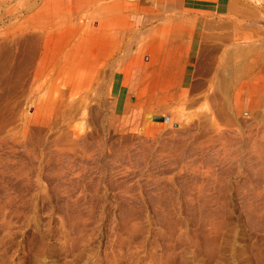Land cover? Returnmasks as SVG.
I'll return each mask as SVG.
<instances>
[{"label": "rangeland", "instance_id": "obj_1", "mask_svg": "<svg viewBox=\"0 0 264 264\" xmlns=\"http://www.w3.org/2000/svg\"><path fill=\"white\" fill-rule=\"evenodd\" d=\"M0 264H264V0H0Z\"/></svg>", "mask_w": 264, "mask_h": 264}, {"label": "crops", "instance_id": "obj_2", "mask_svg": "<svg viewBox=\"0 0 264 264\" xmlns=\"http://www.w3.org/2000/svg\"><path fill=\"white\" fill-rule=\"evenodd\" d=\"M173 8V7H172ZM177 11L183 12V10L186 9L185 5H179L177 8H175ZM183 36V35H182ZM181 36V37H182ZM185 38V37H183ZM185 46L182 43L179 44L178 48V54L175 55V53H172L170 56L172 57V60H174V63H181V62H187L191 59V55H189L188 49H183L182 47ZM172 52V51H171Z\"/></svg>", "mask_w": 264, "mask_h": 264}, {"label": "water", "instance_id": "obj_3", "mask_svg": "<svg viewBox=\"0 0 264 264\" xmlns=\"http://www.w3.org/2000/svg\"><path fill=\"white\" fill-rule=\"evenodd\" d=\"M153 120H154V121H158V122H162L163 119H162L161 117H156V118H154Z\"/></svg>", "mask_w": 264, "mask_h": 264}, {"label": "bare ground", "instance_id": "obj_4", "mask_svg": "<svg viewBox=\"0 0 264 264\" xmlns=\"http://www.w3.org/2000/svg\"><path fill=\"white\" fill-rule=\"evenodd\" d=\"M230 11H231V10H230ZM233 12H234V11H233ZM154 118H156V117H154ZM154 118H153V119H154ZM162 119H163L162 122H164V118H162Z\"/></svg>", "mask_w": 264, "mask_h": 264}]
</instances>
